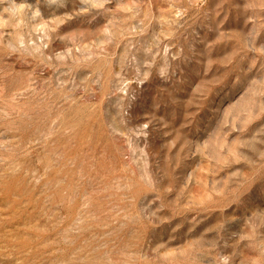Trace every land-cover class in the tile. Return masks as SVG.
<instances>
[{
    "label": "rangeland",
    "instance_id": "obj_1",
    "mask_svg": "<svg viewBox=\"0 0 264 264\" xmlns=\"http://www.w3.org/2000/svg\"><path fill=\"white\" fill-rule=\"evenodd\" d=\"M0 264H264V0H0Z\"/></svg>",
    "mask_w": 264,
    "mask_h": 264
}]
</instances>
